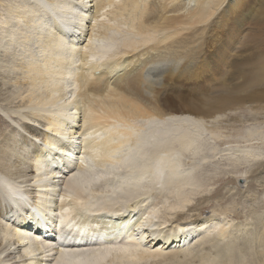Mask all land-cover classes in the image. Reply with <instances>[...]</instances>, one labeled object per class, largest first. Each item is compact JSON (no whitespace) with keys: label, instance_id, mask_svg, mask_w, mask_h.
Returning a JSON list of instances; mask_svg holds the SVG:
<instances>
[{"label":"bare ground","instance_id":"1","mask_svg":"<svg viewBox=\"0 0 264 264\" xmlns=\"http://www.w3.org/2000/svg\"><path fill=\"white\" fill-rule=\"evenodd\" d=\"M223 1H8L0 53L6 59L13 43L32 44L34 34L27 32L37 28L33 45L38 57L14 60V70L7 69L2 55L0 59V126L11 124L0 129V264H187L193 258L200 261V246L206 247L212 236L211 241H224L245 226L247 220L224 221L227 207L208 216L194 211L191 220L184 219L181 211L197 193V167L180 174L179 158L170 165L163 156L155 158L156 165H140L161 150L165 156H197L205 145L204 117L192 115L190 108H169L171 103L167 112L156 109V102L168 97L164 91L169 73L189 71L190 64L183 66L181 61L208 54V70L224 75L218 81L228 94L244 95L243 91L250 100L258 95L264 99V92L254 91L264 86V0L244 10L252 19L250 30L238 16L224 23L221 33L216 22L199 27ZM25 25L29 30L23 34ZM194 43L196 54L184 53ZM250 44L255 56L236 62ZM239 45L243 50H237ZM164 167L162 187H156L153 178L151 182L159 195L173 199L156 221L166 198L149 204L148 210L140 207L145 199H137L154 192L147 183V189L141 188L143 174L156 169L153 177L161 178ZM190 206L188 210L199 205ZM230 238L224 241L226 250L221 249L227 254L215 250V259L229 261L230 253L247 248L238 242V250L237 239ZM50 246H55L52 256ZM260 251L254 258L264 255ZM211 255L209 261L215 257ZM239 256L244 257L236 252Z\"/></svg>","mask_w":264,"mask_h":264},{"label":"rangeland","instance_id":"2","mask_svg":"<svg viewBox=\"0 0 264 264\" xmlns=\"http://www.w3.org/2000/svg\"><path fill=\"white\" fill-rule=\"evenodd\" d=\"M8 1H14V0H6V1L0 0V44H1V39L4 36L3 32L5 30V27L7 26L6 25L7 23H3L2 19L5 20V18H6V15H4V14H7V11H5V9H6L5 7L9 3ZM254 1H257V0H253V1L252 0H224L222 5L217 7L219 9L218 10L215 9L216 12L213 11L214 14H212V18L208 19L209 21H206L204 23V25L200 24L199 27L206 26V25L210 24V22H216V25H219L218 29H217L219 31V29L223 27L222 25H224V23H228L229 21L233 20L236 16H238L239 19L242 20L241 23L245 24L244 27L245 26L248 27L249 22L251 23L252 19L248 18L249 16L247 17L245 15L246 14L245 11H247V9L249 8V5L254 4ZM193 3L194 2H191L192 5H193ZM4 4H6V5H4ZM191 4L189 5V7H191ZM2 9H3V11H2ZM63 9L65 10L66 8H63ZM242 12L244 14L243 18L240 17V14H242ZM262 15L264 16V13ZM217 19H218V22H217ZM36 25L37 24H34V26H36ZM8 26H9V24H8ZM192 28L187 29V31L185 30V33L191 32ZM32 29H30V30H32ZM248 29L250 30V26L248 27ZM28 30L29 29H28L27 25L23 26V29H22V32H24L23 34H25ZM34 30H37V28L32 30L33 33H32V31H30L31 33L29 31L27 32L28 34H31V36H32V34H34L33 35L34 39L32 37H30V39H32V44L29 42L31 46L28 45L29 43H25V42H21L20 45L18 42H17L18 44L13 43V44H15L14 47H12V45H11V47H10L11 49H9V51H12L13 53L9 52L8 55H10V56H7L6 59H5L4 54L0 53V59H3V57H4V59L6 60V61H4V63L8 65L7 69H9V70L13 69L14 70V68H13V67H15L14 62H20L21 60H22L21 62H24L25 60L27 61L28 58L29 59L32 58V60H33V58L36 57L35 56L36 55L35 50H38V49H35L37 47L36 44L33 45L36 42L35 39H37ZM219 33H221V32L219 31ZM32 45L34 46V48ZM196 45L197 44H195V43L191 44V46L188 47V49H185L184 53H187L188 55L189 54L193 55L192 53L196 54L197 50H196V52H194L195 49H197ZM26 46H28V47L30 46L31 50H30V47L29 48L27 47L29 50L28 51ZM21 47H23V48H21ZM245 47H246V45H245ZM251 47H253V48H251ZM251 47L246 52L242 51L243 52L242 56L245 53L244 56L242 57V59L240 57H235V61L241 62L242 60H245V58L249 59V60L252 59L253 56H255L256 50H254L255 47L253 45H251ZM241 48H243V46H240V45L237 46V50H239ZM14 49H16V50H14ZM18 49H20V50H18ZM21 49H23L24 52L21 51ZM252 49H253L254 55L252 54V52L250 54L249 50L252 51ZM0 50H2L1 47H0ZM241 50H243V49H241ZM33 52H34V54L31 55ZM1 55L3 56L2 58H1ZM245 55H247V56H245ZM37 57H38V55H37ZM36 58H34V60ZM10 60L12 62H10ZM190 60H191V62H190ZM190 60H184L183 62L181 61L183 66L184 65L189 66V64H190L189 71L188 72L186 71V73L184 72L185 74L184 73L179 74L181 72L177 73L174 71L172 73H169V77L171 80L168 79V88L166 89V91H164V94L168 97L167 98L162 97V99H161L162 102H160L161 100L157 101L156 102V106H157L156 109L158 108L161 111L166 110L165 112H167L168 111L167 107L171 103L169 108L179 107V106L180 107L182 106L183 108L184 107L190 108V109L195 111V112L194 111L192 112V115L204 117L205 121H204L202 127L205 128L204 129V136H205V143L204 144L205 145L201 148L202 151L197 156H193L191 154V152H184L183 154L174 153L172 155H171V153H172L171 152L170 156H165L166 153H164L163 150H161V151L157 152V154L155 156H153L154 158L151 156L149 158V160H148V157L143 159L140 162L141 163L140 165L143 166V162L145 164L149 163L151 166L156 165L155 158L157 156H163L164 160H166V159H168V161L170 160V165L174 164V160H173L174 157L179 158L178 169L180 171H182L180 174H182L186 171H193L194 168L197 167V169H195V176L198 177L200 179V181H198V187L196 188L197 191H195V193L196 192L197 193L195 195H192L191 202L189 203V205L184 207L182 209V211L180 210L185 215V216L183 215V217H185L184 219H186V220L190 219L191 220V218H189V217L192 215L191 217L193 218L194 214L196 215V212H198L199 214H203V216H205V215L208 216L211 213H214V211H217L218 207H219V210H220V207L224 208V209L227 207L228 212L223 215L224 221H226V222L228 221V223L230 221L233 224H237V222L241 223L244 220L248 221V222L247 221L245 222L244 227L241 224V227H240L241 230L239 229L240 232H243L244 234L247 233L248 235L246 234L243 236V233H240L238 230L237 231L239 232V234L236 231V232L231 234L232 236L230 234L228 235L229 238H230V236L232 237V238H230L231 240H233L234 237H235V240L237 239V241L233 240L236 248L239 246V244H242L243 246L240 245L242 247H245L247 245L246 247L248 249L250 247L249 251H251V252H248V253L246 252L247 248H245L244 251H242L243 253L236 251L238 255L239 254L241 255V257L244 256L243 259L240 258V256L235 257L236 256L235 251H233V254L235 252L234 256L232 253H230V255H232L231 256L232 260L228 259L229 261H227V259H225L226 260L225 261V260H222L221 258L220 259L218 258L219 260L215 259L218 257L216 254L217 252H215V250L217 251L219 249L222 256H225L227 254L228 251L226 252V251H222V250H226L225 247H228V244H226V242H227L226 239L228 236L226 238H224L226 240L225 243H224V241H225L224 239H222L224 241H221L219 238L216 239V241H211V240H214V238L212 236L213 239L211 238V240H209V242L210 243L214 242V243H212L213 245L211 246V244H208L209 242L206 243L207 245L204 244L206 247L209 245V247H207L208 249L211 248L209 251L206 247L200 246V248L201 249L203 248V250H201L200 253L198 252L197 256L199 254H201L202 256L201 255H199V256H201V258L203 257L204 259H201L198 256L197 258L200 259V261L198 259H196V260H198V262H197L198 264L204 263L203 260H205V257L207 255L204 257L203 254L204 253L206 254L208 252L210 253V254H208V258L211 254L212 255L210 258H212V256H215V255L217 256V257L216 256L213 257L215 259V262L213 261L214 260L213 258H212V260L210 259V261H209V259L206 257L207 261L205 260V262H207V263L209 262V264H213V263L215 264V263H217L216 261H218V263L219 262L220 263L225 262L226 264H237L238 262L241 264L242 263L246 264V262L248 260L249 261L247 262V264H252V263L253 264H263V262H264L263 256L264 255L260 256V258L257 256H256V258H254L255 253L258 255L259 252H261L260 250H262V251L264 250V249H262L264 237H262L263 238L262 239L263 242H262L260 239V237L262 235L260 233H258V231L264 232L263 231L264 229L262 228V227H264V99H262L263 95L255 96L254 97L255 99L250 100L247 97L248 94L244 93L243 91H241V92L244 95H240L241 94L240 92H237V94H228L227 90L222 89L220 87L221 85H220L219 79H222V76L224 77V75L221 74L222 75L221 77L220 76L217 77V76H214L215 74H212L211 72H209L207 65H209V64L211 65V57L208 54L202 53V54L198 55L197 59L196 58L195 59L190 58ZM192 61H194V63ZM0 63H1V61H0ZM10 63L12 64L13 67L11 66ZM173 74H175V75H173ZM227 76H228V74L226 75V73H225V77H227ZM235 81L236 80H234V79L231 80V82L233 84H235ZM212 87H214V88H212ZM14 89H15V91L18 90L17 87ZM254 91L264 92V86L259 87ZM164 94H161V95L164 96ZM166 96H164V97H166ZM169 98H171V99H169ZM168 99L171 101H168ZM164 100H166L165 102L167 103V105H165L166 107L164 106V104H165ZM207 119L209 121H207ZM10 125H11L10 123L6 122L5 124H1L0 129L1 130L6 129V128L9 129ZM142 132L141 131H140V133L138 132L139 133L138 135H140ZM249 133L252 134L251 137L248 136ZM250 155H251V157H250ZM252 155H253V158H252ZM257 157L259 158V160H257L258 159ZM254 158H257L256 161H254L255 160ZM146 165H148V164H146ZM164 166H166V164ZM94 169H96V168H94ZM133 172L136 175L139 173V171H133ZM156 172H157V170L155 169L152 174L149 171H146L143 174L144 175L143 176L144 183L141 185V188L147 189L146 185H145L147 183L149 186L151 185L152 189H153L154 185L151 182L152 178H153V181H154L156 187H159V188L162 187V183H163L164 177H165L164 175L166 174L167 169H166V167L163 168V173H162L161 178H158V176L156 178L153 177ZM150 174L152 175V177H150ZM127 177L129 178V176H127ZM231 179H234L235 181H233ZM116 180L118 181V179H116ZM118 184H119V181H118ZM199 185H200V187H199ZM153 190H154V192L148 191L150 194H152L151 196L148 197L149 194H140L137 200L139 201V200L145 199L144 202H142V203L139 202L140 207L143 208L146 206L149 207V204H154L155 202H158L161 200L163 201L164 198H166L165 203L160 206L161 211H160V213L156 219V221H157L158 219H160L162 216H164L168 212L167 211V205L172 201L173 197H171L170 195H166V197H165L164 196L165 194H163V196H164L163 197L162 195H159L157 193L158 192L157 189L154 188ZM153 190H151V191H153ZM166 194H168V193H166ZM167 196H169V197H167ZM203 196L204 197L207 196V197L204 198ZM162 197H163V199H162ZM203 198L205 199V201L203 200ZM200 199H202V200H200ZM87 201H89V198ZM198 201H199V203L202 202L203 206H202V204L197 203ZM204 202H206V203H204ZM190 205H194V206L199 205V206H197L198 209L188 210L187 208L192 207ZM148 207H146L145 210H148ZM213 208H215L216 210ZM194 211H196V212H194ZM217 214H218V212H217ZM173 216H175V215H173ZM190 220H188V221H190ZM173 225H174V223H172V226ZM250 226H251V228H250ZM246 227L248 228V230H246L247 229ZM242 229H243V231H242ZM209 231H211V230H209ZM196 234L197 233H195L193 236L190 237V239H193L190 242V244L191 243L194 244V242H195L194 239H196L195 238ZM234 234H238L242 238L241 241L244 239V237L246 238L248 236V238H246V240L244 239L245 241L243 240V242L240 243V240H238V239H240V237L237 235H234ZM241 234H242V236H241ZM210 235H212V233ZM233 235H234V237H233ZM214 236H216V235H214ZM236 236L239 238H236ZM256 237H257V239H256ZM258 238H259V240H258ZM218 240H219V242H218ZM229 241L230 240H228L229 245H230V242L233 243L232 241H230V242ZM248 241H249V243H248ZM257 241H258V244L261 245L262 247L258 246ZM259 241H261V242H259ZM238 242H239V244H238ZM244 242L245 243L247 242L248 244L244 245L243 244ZM52 247L53 246H50V248H49L51 250V253H50L51 256L54 254V251H55V246L53 248ZM239 248L240 247H238V250H239ZM196 249H197V247L194 248L195 251H196ZM256 250L258 251V253ZM213 251H214V253H213ZM249 253L252 256L248 255ZM263 254H264V252H263ZM252 258H254V259H252ZM257 258H259V259H257ZM194 259L195 258H193L192 263H191V261L188 263H191V264L195 263L196 260H194ZM237 259H239L238 262L236 261ZM251 259L253 262L251 261ZM220 260H222V261H220ZM257 260H258V262H255ZM234 261L236 263H234ZM211 262H213V263H211ZM207 263H205V264H207Z\"/></svg>","mask_w":264,"mask_h":264}]
</instances>
